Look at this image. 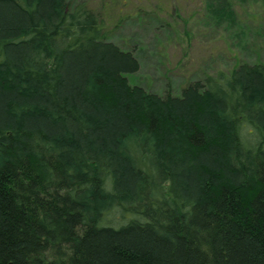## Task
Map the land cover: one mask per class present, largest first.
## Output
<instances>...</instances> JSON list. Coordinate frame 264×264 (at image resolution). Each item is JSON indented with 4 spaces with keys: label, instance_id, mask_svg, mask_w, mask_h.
Segmentation results:
<instances>
[{
    "label": "trees",
    "instance_id": "16d2710c",
    "mask_svg": "<svg viewBox=\"0 0 264 264\" xmlns=\"http://www.w3.org/2000/svg\"><path fill=\"white\" fill-rule=\"evenodd\" d=\"M105 27L0 0V264H264V62L159 94Z\"/></svg>",
    "mask_w": 264,
    "mask_h": 264
},
{
    "label": "rangeland",
    "instance_id": "374dc122",
    "mask_svg": "<svg viewBox=\"0 0 264 264\" xmlns=\"http://www.w3.org/2000/svg\"><path fill=\"white\" fill-rule=\"evenodd\" d=\"M104 20L139 63L129 81L178 95L194 80L264 62V0H70Z\"/></svg>",
    "mask_w": 264,
    "mask_h": 264
}]
</instances>
